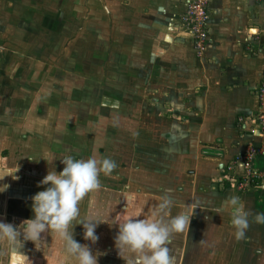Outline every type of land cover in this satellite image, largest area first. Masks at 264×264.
Listing matches in <instances>:
<instances>
[{
  "label": "crops",
  "instance_id": "0c3cea01",
  "mask_svg": "<svg viewBox=\"0 0 264 264\" xmlns=\"http://www.w3.org/2000/svg\"><path fill=\"white\" fill-rule=\"evenodd\" d=\"M29 2L0 0V69L13 65L5 48L9 45L5 41L9 40L7 30L16 17V23L25 22L24 15L33 13L27 12L32 8ZM51 2L35 1L34 13H56ZM103 4L107 5V10L102 9L106 13H128L135 20L143 18L144 32H148L146 26L153 27L158 22L151 35L150 59L143 57L149 46L146 40L135 47L140 53L142 49L138 58L145 59L147 67V75L135 76L150 82L149 91L140 93L153 102L141 108L136 106L137 152L130 159L134 165L119 174L120 189L127 191H112L109 197L114 200L120 193L128 195L131 187L134 192L128 202L121 200L115 204L119 210L115 213L124 215L128 210L125 219L149 218L161 198L170 196L174 202L171 216L176 215V210L193 214L189 228L182 233L187 242L184 250L189 253L186 258L191 254L205 258L200 260L202 264L223 258L230 259L231 264H264V224L254 219L257 213H264V183L237 190L219 180L223 168L233 164L236 156L248 147L255 150L251 166L264 170V130L250 132L256 125L249 120L242 122L258 111L256 87L264 71V3L209 0L208 41L200 53H196L189 36L179 28L184 0H103ZM5 72L11 73L9 67ZM11 107L15 105L8 102L7 109ZM11 140L6 142L14 147ZM13 150L7 156L0 154V171L6 175V186L0 185V222L19 228L24 220L34 218L32 197L48 185L43 187L40 181L33 188L15 185L17 176L22 174V184L30 177L24 174H28L27 170L17 165ZM46 168L40 164V169ZM241 172L242 167L234 165L233 173ZM233 196L239 197L245 211L251 214L250 227L242 240L235 238L231 208L223 210L225 199ZM79 226L70 229L77 241L81 239ZM180 236L181 233L174 234L172 241L180 240ZM20 239L22 244L14 247L6 242L0 244V251L4 252L0 264H77L64 251L59 236L51 231L41 233L35 241H25L23 236ZM90 249L98 255V264H112V259L126 264L118 251L110 247Z\"/></svg>",
  "mask_w": 264,
  "mask_h": 264
},
{
  "label": "rangeland",
  "instance_id": "374dc122",
  "mask_svg": "<svg viewBox=\"0 0 264 264\" xmlns=\"http://www.w3.org/2000/svg\"><path fill=\"white\" fill-rule=\"evenodd\" d=\"M35 1L29 2L32 8L27 12L33 13L24 15L26 21L16 23V17L7 30L9 40L5 41L9 45L5 48L13 65L0 69V137L3 140L0 154L7 156L14 148L12 154L17 165L27 170L28 174H24L30 177L22 184L21 174L14 184L32 188L49 171L61 172L62 159L67 155L85 160L90 156L114 160L117 168L109 175L102 173L100 187L79 205V219L92 217L105 221L96 228L99 239L95 244L86 241L80 224L81 239H77L90 248L110 247L118 251L115 247L117 222L125 220L129 211L124 215L115 213L119 211L115 204L121 200L128 202L134 190L131 187L128 195L120 193L114 200L109 194L127 191L120 189L119 174L134 165L130 159L137 152L135 141L139 132L134 121L135 109L153 102L151 97L140 93L149 91L150 82L137 80L135 76L147 75L145 59L138 58L142 49L140 53L135 47L136 43L146 40L149 46L143 57H150L151 35L158 22L153 27L146 26L148 32H144L143 18L135 20L128 13H106L102 10L107 8L103 0H52L50 6L55 7L56 13H34ZM178 24L180 28V21ZM8 67L10 74L5 72ZM8 102L15 105L12 111L7 109ZM9 139L14 147L8 146ZM40 164L47 168L40 169ZM5 177L0 171V185H5ZM109 206L112 208L107 209ZM78 225L74 223L72 228L75 230ZM183 235L169 245L173 264H202L200 260L205 258L194 254L185 257L189 253L184 250L187 242ZM214 262L231 264L226 258ZM112 264H117L115 259Z\"/></svg>",
  "mask_w": 264,
  "mask_h": 264
},
{
  "label": "clouds",
  "instance_id": "9594fccd",
  "mask_svg": "<svg viewBox=\"0 0 264 264\" xmlns=\"http://www.w3.org/2000/svg\"><path fill=\"white\" fill-rule=\"evenodd\" d=\"M61 172H48L40 185H50L32 197L34 218L24 220L19 228L10 223L0 222V244L9 247L22 244L23 239L35 241L41 233L53 232L59 236L64 251L77 264H98V255H94L87 244H81L74 238L70 229L75 223L83 226L84 239L95 244L99 237L96 228L105 223L92 217L80 218V202L92 191L100 187V175L111 174L117 164L110 158L90 156L87 160L67 155L62 159ZM173 200L163 196L161 202L149 218L129 217L117 222L119 231L115 237V247L126 264H173L169 245L174 234L183 233L190 226L193 214L179 213L171 216ZM231 208V224L235 228V238L242 240L250 227V213L245 211L239 197L225 199L223 210ZM257 223L264 224V213L254 217ZM78 221V223H77ZM4 255L0 251V256Z\"/></svg>",
  "mask_w": 264,
  "mask_h": 264
},
{
  "label": "built area",
  "instance_id": "2783aa9c",
  "mask_svg": "<svg viewBox=\"0 0 264 264\" xmlns=\"http://www.w3.org/2000/svg\"><path fill=\"white\" fill-rule=\"evenodd\" d=\"M252 2L264 3V0H251ZM209 0H184V10L179 17L180 28L190 39V44L196 53L206 46L208 41V14L207 4ZM264 54V49H263ZM256 97L258 101V111L249 119L256 126L251 127L250 132L257 129L264 130V71L256 87ZM255 154L252 147L246 148L242 153L236 156L233 164L223 168V175L219 179L225 181L230 187L237 190H244L250 186H256L264 183V170H257L251 166V158ZM234 165H240L242 172L238 175L233 173Z\"/></svg>",
  "mask_w": 264,
  "mask_h": 264
}]
</instances>
